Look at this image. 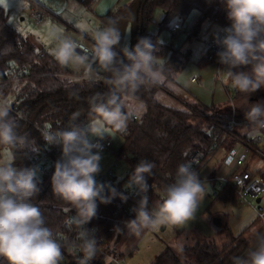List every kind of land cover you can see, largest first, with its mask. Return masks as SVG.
Masks as SVG:
<instances>
[{"label": "clouds", "instance_id": "obj_1", "mask_svg": "<svg viewBox=\"0 0 264 264\" xmlns=\"http://www.w3.org/2000/svg\"><path fill=\"white\" fill-rule=\"evenodd\" d=\"M231 21L230 26L215 36L218 74L240 93L250 94L264 88V0H220ZM123 17L109 18L106 24L91 33V48L69 36H55L52 56L61 67L83 70L85 78L103 81L108 91L96 93L89 99L95 116L86 125L72 123L68 128L41 132L47 146H59L61 156L51 176L52 190L57 197L75 209L67 223L75 224L79 244L75 249L83 255L79 264H90L96 254L94 230L88 224L97 214L99 203L108 204L128 196L108 183L98 182L101 172L103 140L110 129L124 132L129 120L139 116L143 105L137 103L136 93L142 87L163 83L166 79V61L157 56L159 45L142 37L134 47L124 45L120 52L121 35L118 22ZM10 48V46H9ZM7 49L5 50V54ZM247 69V70H242ZM80 113H73L72 120ZM245 120L254 131L264 129V102L252 103L244 112ZM19 120L12 114L11 105L0 99V146L8 149L38 153L39 146L27 133L21 134ZM93 138H98L93 142ZM15 156L9 152L0 160V259L6 264H60L64 244L49 227L41 209L33 203L41 192L38 167H16ZM154 162L141 159L134 167L124 187L139 196L132 209L135 218L117 226L116 232L127 229L140 236L145 230L155 231L161 225H184L193 221L200 203L206 196L207 183L190 163L177 166L172 183L159 192L160 199L149 208L148 177ZM254 246L244 257H234L233 264H264V232L254 233Z\"/></svg>", "mask_w": 264, "mask_h": 264}, {"label": "trees", "instance_id": "obj_2", "mask_svg": "<svg viewBox=\"0 0 264 264\" xmlns=\"http://www.w3.org/2000/svg\"><path fill=\"white\" fill-rule=\"evenodd\" d=\"M30 3L31 8H40L32 0ZM83 3L88 6L86 0ZM155 8H160L165 12L160 28H167L174 19L183 22L192 10L199 11L200 15L190 29V33L197 32L204 21L221 30L231 23L227 19L226 11L220 0H147L144 4H142V0H139L138 12L142 13V37H148L154 43L158 41L157 36L148 32L147 26L151 23L152 12ZM127 12L128 6H121L110 15V18L123 17ZM7 20V14L0 6V76L11 68L25 67L27 82L20 91L18 105L24 118L13 115L19 120L18 131L27 127L24 133L36 141L40 150L44 141L36 126H48L52 130H57L68 128L72 123L86 125L95 116L94 113H91L89 99L96 93L108 91V86L100 81H83L67 85L65 82V76L69 75L67 69L61 67L55 58L45 51H35L27 41L18 36ZM174 36L175 34L172 33L170 42L161 43L159 51L156 53L157 56L165 58L167 63L166 79L163 83L142 87L138 90L136 93L137 102L144 106V110L139 116L129 120L126 130L122 132L121 145L118 147V152L125 154L124 160L128 164L127 179L141 159L154 162L155 167L152 170V175L147 178L149 200L154 199V190H162L165 185L174 181L177 166L187 163L190 151L200 150L205 154V159L209 156L207 149L212 143V133L216 130V125L224 126L229 119L227 113H213V108L190 97L173 80L172 76L183 68L189 55V52H182L173 46ZM115 50L118 52L117 48ZM167 81L173 83L176 94L166 87ZM3 84L6 88L9 81H5ZM160 93L177 98L185 107L175 108L165 104L159 100ZM234 96L247 97V94L236 90ZM65 97L80 98L85 102L63 100L62 98ZM56 98H60V100L52 101L46 105L34 123L28 126V121L36 109L42 103ZM73 113H80L79 118L75 121L72 120ZM234 144L235 141L231 137H227L224 141L226 149ZM10 150L15 156L14 162L18 167H25L29 156L33 154L29 152L26 155L24 151ZM56 161L57 159L44 176L40 185L42 190L33 201L41 209L46 226L52 229L54 235L62 230L63 221L67 213L72 210L69 208L70 205L57 197L52 190L51 176ZM118 200L119 197H116L108 204L97 202V214L90 221L91 225L97 226V237L103 239L105 246L112 241L119 240L127 231L124 229L116 232L117 226L123 228L125 221L135 218L134 213L129 214L124 211ZM213 200L236 203V195L231 188L225 185ZM241 235L233 236L230 230L226 229L228 243L221 247H218L214 240H203L191 246H183L182 252L186 258L192 261L188 264H233L234 257H244L252 248L249 241L242 238ZM104 263V255L96 252L91 264ZM0 264H6V262L0 259ZM67 264L79 263L73 259ZM152 264L187 263L172 247L165 246L154 258Z\"/></svg>", "mask_w": 264, "mask_h": 264}, {"label": "rangeland", "instance_id": "obj_3", "mask_svg": "<svg viewBox=\"0 0 264 264\" xmlns=\"http://www.w3.org/2000/svg\"><path fill=\"white\" fill-rule=\"evenodd\" d=\"M86 1L88 6H85L80 0H34L33 2H36L45 12L40 22L34 20L30 15V0H2L0 6L7 14L8 24L35 51H38L41 46L42 48L45 47V44L50 43V41H56L55 36L70 37L71 34L78 35V31L87 34L92 39L91 33L106 24L110 15L116 9L121 6H128V12L117 25L121 40L116 48L120 51L124 45L135 46L137 41L139 0H91L90 4L89 0ZM173 22L182 23V20L174 19L169 24ZM211 27H214L212 28L215 29L214 32L220 30L215 25ZM209 29H207V24L202 22L198 38L190 36L185 40L186 34L178 32L181 35L182 42L185 44L184 48H189L190 52L183 68L172 76L173 80L206 106H222L221 108H223L225 104L230 106L232 101L237 113L236 102L243 103L246 110L252 103L264 102V88L257 90L249 97L235 98L234 88L230 82H226L222 78L220 82L216 78L217 61H203V40L205 42L208 40L211 32ZM78 39L74 40L86 47ZM175 39H177V36H174L172 42ZM169 41H171V38ZM74 72L78 76L82 74L81 71ZM191 77H197L199 81L192 83L190 82ZM83 81L80 80L73 83ZM65 82H68L66 76ZM166 83V87L176 94L173 83L169 81ZM159 100L175 108L185 107L180 100L165 93L159 94ZM143 110L144 106L142 112ZM216 111L217 108L213 109V113H217ZM245 127L247 126H242V130H245ZM106 137L111 141L112 147L101 153L102 170L100 173L111 171L116 180H127L128 164L123 159L118 160L116 156L118 147L122 142V132L110 129L105 132L104 138ZM9 152H11L10 149L0 146V160L5 159ZM250 165L251 167H248L249 170L255 166L264 173L263 157H256ZM14 166L18 167L15 162ZM205 187L206 196L200 203L193 221L184 225L167 224L164 225V229H161L160 226L155 231L145 230L140 236L129 234L126 231L119 240L110 242L108 248L117 252L115 254L124 256L125 261L121 264H152L154 258L162 249L165 246H170L188 264L192 263V261L184 256L182 252L183 246H191L203 240H214L216 245L221 247L223 244L228 243L226 229H229L233 236L242 234V238L247 239L249 245L253 247L254 233L256 231L264 232V212L260 215L255 211V208L264 203V192L257 197L252 198L249 196L248 200L251 201V205L247 203L235 204L231 202L224 203L220 200L214 201L211 192L212 186L207 183ZM153 197L154 199L150 200V202L155 205L158 201L155 192ZM257 199H260V201H257ZM69 208L72 209L71 206Z\"/></svg>", "mask_w": 264, "mask_h": 264}, {"label": "built area", "instance_id": "obj_4", "mask_svg": "<svg viewBox=\"0 0 264 264\" xmlns=\"http://www.w3.org/2000/svg\"><path fill=\"white\" fill-rule=\"evenodd\" d=\"M122 1V0H120ZM31 17L40 22L45 15L43 9L38 7H33L31 9ZM179 24L175 23L173 25V29H179ZM223 34L221 29L217 32H212L208 40L205 42V53L203 56V61H217L218 57L217 52L220 50L219 46L215 42V36L217 34ZM78 43V42H77ZM80 44V43H79ZM81 45V44H80ZM86 48L82 45L79 51H83ZM222 66L218 63V68ZM26 69L25 67H17L11 68L5 74L0 76V99L6 100L11 105L12 114L16 115L19 118H24V115L19 110V101H20V91L22 87L26 84ZM68 78L67 85L72 84L73 82H77L80 80L84 81H94L84 77L83 71L82 74L78 77L75 76H66ZM216 78L221 82V77L216 72ZM9 81V84L6 88H4V82ZM191 81H196L195 77L191 78ZM103 82V81H100ZM236 90L234 89V95ZM229 94V93H228ZM230 98V95H229ZM229 119L224 126L216 125V130L212 133V143L208 147L207 152H209V156L205 159V154L200 150H193L188 153L187 163H190L192 168L201 173L203 166L207 165L208 160H210L213 156L216 155L218 151H222V157L217 161L220 164V170L218 173L216 172L213 177L217 179V184L212 191V196L215 197L217 193L225 186H229L235 193L236 199L238 203H247L251 205V201L248 200V197H257L264 192V178L255 177L252 175L250 171L245 168V164L251 155V153H256L264 158V145L262 149L258 148V146L262 145L264 142V129H259L256 133H235L237 128L240 126H252L250 125L245 118L240 119L237 116L236 109L231 101V105L229 106ZM136 118V116H134ZM36 128L41 133L43 129L49 128L48 126H36ZM227 137H231L234 139L235 144L237 146H231L228 149L224 146V141ZM98 138H93V142H97ZM44 141V140H43ZM103 145L102 152L109 150L112 147V143L109 138H104L103 140H99ZM61 156V148L59 146H47L45 141L43 147L39 150L38 153H33L28 158V163L25 167H38L40 169L41 181L44 176L48 173L51 165L55 162V159H59ZM116 156L118 160H124L125 154L117 152ZM205 159V160H204ZM216 162V163H217ZM215 165L208 170L205 174V179L209 178L213 168ZM98 182L111 184L113 187L117 189L118 192L123 193L128 196L127 201H122L120 198L118 200L119 205H121L127 213H134L132 209L137 205V201L139 200V196L133 195L130 193L124 185L127 183V180H116L111 171L107 173H99L96 176ZM161 190H155V195L157 200L160 199L159 192ZM260 201V199H259ZM259 207L255 208V211L262 215L264 212V203ZM149 208H152L154 204H152L149 200ZM135 214V213H134ZM75 215V209L69 211L63 221V228L61 231L57 232L54 236L60 240L64 247L62 248L63 258L60 261V264H67L69 261L76 259L79 263V259L82 257V253L75 249V245H78L80 242L77 239L78 231L80 230L75 224H69L67 221ZM88 230H94L96 236V252L104 255V264H121L124 263L125 258L120 254H115L113 250L108 248V245L105 246L103 243V239L97 237V226L91 225L90 222L85 225ZM108 251H110L108 253ZM119 255V256H116ZM92 261H90L91 264Z\"/></svg>", "mask_w": 264, "mask_h": 264}, {"label": "crops", "instance_id": "obj_5", "mask_svg": "<svg viewBox=\"0 0 264 264\" xmlns=\"http://www.w3.org/2000/svg\"><path fill=\"white\" fill-rule=\"evenodd\" d=\"M32 1H34V0H32ZM80 1L82 2V0H80ZM90 2H91V0H89V4H90ZM199 15H200L199 11L192 10L189 13V15L186 17V19L182 23H178L179 26H180L179 29H173V25L175 23H177V22H173V23L169 24L167 28H160V26H161V24L163 23V20H164L165 12L162 9H160V8H155L153 10V12H152L151 23L148 24V26H147V31L150 32L151 34L156 35L157 36V39L159 41H162V43H168L167 41L170 40L171 34L174 33L175 34V37L177 36V39H175L172 42L173 46L176 47V48H179L182 52H190V49L189 48H184V45L185 44L182 42V38L180 37L181 35L178 34V32H183L184 35L186 34V36L184 37V40L185 39H188L190 36H193V37L198 38V35L200 33V27H199V30L197 32H193V33H190V29L192 28L193 24L198 19ZM203 23H206L207 24V29L210 28L209 29V30H211L210 34L215 30V29H212L214 27H211V26H214V25H211L209 22L204 21ZM217 30H219V29H217ZM77 34L78 35L71 34L70 37L72 39H76V40L79 38L80 40L78 39V41H80L81 43H83L86 47L91 48L90 46L93 45L94 41L87 34H85V33H82V32H79L78 31ZM203 41H204L203 42V49H204V53H205V40H203ZM55 44H56V41H54V40L52 42L50 41V43L45 44V47L46 48L45 47L42 48V46L40 45L41 47L39 48V50H43V51H45L46 53H48V54H50L52 56L51 52H52V49L55 47ZM118 52H120V51L118 50ZM65 68L67 69L69 75L78 76V74H74V73H76V72H74L76 70H74V69H72L70 67H65ZM80 71L82 72L83 70H80ZM191 78H190V82H192V83H196V82L199 81V79L197 77H195L196 78V81H191ZM227 93H229V92L227 91ZM188 94H189L190 97L194 98L190 93H188ZM209 107H211L213 109L217 108V111L216 112L217 113H221V114H224V113H227L228 114V111H229L228 104H225V106L223 108H221L222 106H213V105H210ZM236 108H237V113H238L237 116L240 119H244L245 118L244 112L246 111V109L244 108V104L243 103H240V102H236ZM241 127L242 126H240L239 128H237V131L240 134H245L247 132L248 133H256L258 131V130H255L254 131L253 126H247V127H245V130H242L243 128H241ZM263 145H264V142H263L262 145L258 146V148L262 149V146ZM233 146H237V144H234ZM219 157H222V151H218L215 156H213L210 160H208L207 165L206 166H203V169H202L201 173L199 174V178H200L201 181H203L205 183H208V184H210L212 186L211 192L213 191V189L215 188V186L217 184V179H214L215 177H213V176L215 175L216 172L218 173V171L220 170V167H219L220 166L219 165L220 163L217 162L220 159ZM256 157H260V155H258L256 153L255 154L254 153H251V155L249 156V158H248V160H247V162L245 164V168L248 171H250L253 176L264 178V173L260 169H258L257 167L254 166L250 170L248 168V167H251L250 164L252 163V161H254V159H256ZM214 165H215V167L213 168L211 174L209 175L210 177L208 179L207 178L205 179V177H204L205 174ZM212 198H214V197L212 196ZM236 203H238L237 199H236ZM239 204H241V203H239ZM163 227L165 228L164 225H163Z\"/></svg>", "mask_w": 264, "mask_h": 264}, {"label": "water", "instance_id": "obj_6", "mask_svg": "<svg viewBox=\"0 0 264 264\" xmlns=\"http://www.w3.org/2000/svg\"><path fill=\"white\" fill-rule=\"evenodd\" d=\"M147 0H142V4H144ZM137 29H138V40L140 38H142V13L141 11L138 12V25H137ZM63 100H73V101H77V102H85L84 100L80 99V98H74V97H71V98H68V97H65V98H62ZM60 98H56L54 100H48L44 103H42L37 109L36 111L33 113V115L30 117L29 121H28V126L32 125L36 119V117L38 116V114L40 113V111L46 106L48 105L49 103H51L52 101H59ZM27 130V127L25 129H23L22 131H20V133H24L25 131ZM257 201H259V199H257ZM163 225L161 226V229H163Z\"/></svg>", "mask_w": 264, "mask_h": 264}, {"label": "snow or ice", "instance_id": "obj_7", "mask_svg": "<svg viewBox=\"0 0 264 264\" xmlns=\"http://www.w3.org/2000/svg\"><path fill=\"white\" fill-rule=\"evenodd\" d=\"M0 2H2V0H0Z\"/></svg>", "mask_w": 264, "mask_h": 264}]
</instances>
